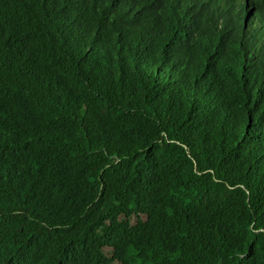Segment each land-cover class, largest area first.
<instances>
[{
	"label": "trees",
	"instance_id": "obj_1",
	"mask_svg": "<svg viewBox=\"0 0 264 264\" xmlns=\"http://www.w3.org/2000/svg\"><path fill=\"white\" fill-rule=\"evenodd\" d=\"M0 264H264V0H0Z\"/></svg>",
	"mask_w": 264,
	"mask_h": 264
}]
</instances>
